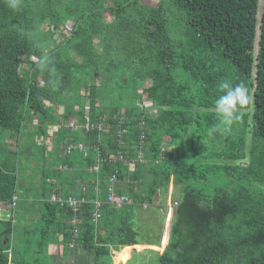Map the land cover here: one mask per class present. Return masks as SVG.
<instances>
[{"label":"trees","instance_id":"trees-1","mask_svg":"<svg viewBox=\"0 0 264 264\" xmlns=\"http://www.w3.org/2000/svg\"><path fill=\"white\" fill-rule=\"evenodd\" d=\"M225 79L251 103L210 137ZM86 116L103 127L86 130ZM114 173L131 199L118 207L106 201ZM170 183L173 218L152 264H264V0H0V264L18 263L28 198L40 250L73 242L98 264L124 246L159 248L146 217ZM53 193L86 201L73 212Z\"/></svg>","mask_w":264,"mask_h":264},{"label":"rangeland","instance_id":"rangeland-1","mask_svg":"<svg viewBox=\"0 0 264 264\" xmlns=\"http://www.w3.org/2000/svg\"><path fill=\"white\" fill-rule=\"evenodd\" d=\"M145 2L155 3L157 0H144ZM254 77V73H253ZM251 91V89H250ZM253 91V88H252ZM251 91V92H252ZM252 110V106L249 108ZM35 122V120H33ZM32 125H29V127ZM28 127V126H27ZM28 127V128H29ZM49 133L51 131V127L48 128ZM34 141L37 144L44 143L45 145L49 146L50 148V140L47 139L43 135L35 136ZM49 150V149H47ZM248 161L247 158L238 160V163L246 164ZM30 165L33 166V161H31ZM26 175L31 176L33 174V170L31 167H26ZM25 177L24 179L26 181H29L28 177ZM37 182V181H36ZM21 183L25 184V181L22 179ZM175 192L176 189L170 183L165 190H161L157 196V199L155 200V204L151 205L153 207V212L151 213V217L149 220L153 222H157L159 224V229L161 228L163 237L161 238L162 245L160 244L159 248H157L156 244H137L136 246L131 245L124 246L120 249L117 255H113L111 258L107 256L101 257L98 264H124V262L129 258V255L131 254V250L134 248L135 250H144V251H135L132 252V255L128 261L127 264H152L153 258H156V254L154 252H161L163 250V246L167 243V234L169 233L170 224L173 218V211H174V204L173 199L175 198ZM32 198H28L29 203H27L24 199H20L19 203L21 202L22 205L17 206V211L21 212V220L15 221L16 228H15V236L14 240L12 242V247L14 248L15 256L17 258L18 263L17 264H57L58 259L60 258L58 256L54 255L56 252L52 247H49V245H45L40 250L41 244L38 243L39 233L41 231L40 228V217L37 213L32 214L35 210L30 211V205L32 204L30 202ZM23 200V201H22ZM145 207H149L145 204ZM158 207H162L163 209L158 210ZM16 208V207H15ZM38 208V205H37ZM150 210V209H149ZM162 211L163 217H158V212ZM29 214V215H28ZM150 215V214H149ZM23 225V228H21ZM21 230L17 232L16 231ZM50 240L53 241L54 234L53 232L49 235ZM43 246V244H42ZM73 250V249H72ZM72 250H68V253H71ZM151 251V252H150ZM153 254V255H152ZM150 256V259L148 258ZM61 260V259H60ZM12 264V263H10ZM59 264V263H58Z\"/></svg>","mask_w":264,"mask_h":264},{"label":"clouds","instance_id":"clouds-1","mask_svg":"<svg viewBox=\"0 0 264 264\" xmlns=\"http://www.w3.org/2000/svg\"><path fill=\"white\" fill-rule=\"evenodd\" d=\"M218 89L220 94L214 100V111L219 118V123L209 128L208 136H213L220 126L223 125L225 130H229L236 122L241 121L246 108L251 103V96L248 88L243 84H235L228 79L220 82Z\"/></svg>","mask_w":264,"mask_h":264},{"label":"built area","instance_id":"built-area-1","mask_svg":"<svg viewBox=\"0 0 264 264\" xmlns=\"http://www.w3.org/2000/svg\"><path fill=\"white\" fill-rule=\"evenodd\" d=\"M88 116H86L87 118ZM69 126L71 127H75L76 126V121L75 120H71L69 123H68ZM104 125V122L100 121V122H97V123H93L90 121L89 118L86 119V121L84 122L83 124V127L86 129V130H89V129H93V128H98V129H101ZM144 133H142L140 135V138L143 139L144 138ZM73 147H77L79 149H82L83 148V144L82 143H79L77 145H72V144H68L67 146V150L73 148ZM119 158L121 159L122 158V155L119 154L118 155ZM138 158H140L142 160V152H139L138 153ZM96 170V167H94ZM109 186H108V194H107V197H106V201L110 204H114L115 206H121L125 203H129L130 202V198L124 194V193H116L115 192V187H114V183L116 181V176H115V173L114 174H111L109 176ZM13 205L15 204V199L16 197L14 196L13 198ZM49 200L52 201V202H58L60 205H67L68 207H70L72 209L73 212H77L79 210V208L81 207V205L86 201V198L84 196H81V197H78L74 194H68L66 196H62L61 194H57V193H53L51 194V196L49 197ZM102 201L99 200V199H95L94 201V210H93V213H92V221H96L99 216H100V206L102 205ZM73 222H78V218L76 216H74V219H73ZM76 232H77V229H76Z\"/></svg>","mask_w":264,"mask_h":264},{"label":"crops","instance_id":"crops-1","mask_svg":"<svg viewBox=\"0 0 264 264\" xmlns=\"http://www.w3.org/2000/svg\"><path fill=\"white\" fill-rule=\"evenodd\" d=\"M49 247H52V249L55 250L56 253L54 255L57 256V259L58 256L60 257L58 259L59 264H95L93 262V257L90 255V253L86 252L82 248H79L73 242L69 245L70 250L73 249L71 253H68L69 251L63 252L61 246L55 243L49 244Z\"/></svg>","mask_w":264,"mask_h":264}]
</instances>
